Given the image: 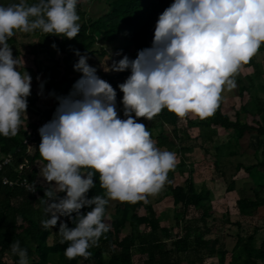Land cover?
<instances>
[{"label": "clouds", "instance_id": "obj_1", "mask_svg": "<svg viewBox=\"0 0 264 264\" xmlns=\"http://www.w3.org/2000/svg\"><path fill=\"white\" fill-rule=\"evenodd\" d=\"M79 3L18 0L0 5V136L19 134L32 95L33 78L9 41L17 33L37 31L76 39L81 30ZM262 44L264 0H174L159 14L150 47L138 50L134 59L121 50L115 55L122 58L104 68L130 72L117 85L123 93V118L116 88L88 63L87 53L73 49L78 58L73 70L80 77L67 95L49 93L57 107L38 129V182L44 190L40 224L45 230L59 225L55 233L59 243L67 245L68 260L91 257L89 249L110 231L105 214L111 202L147 200L175 169L176 154L157 148L138 120L151 121L165 108L181 120L189 113L202 120L213 116L222 92L237 87L234 77ZM44 87L41 81L38 95L44 94ZM97 182L103 194L90 196ZM10 251L17 264H29L28 250L19 241L10 244Z\"/></svg>", "mask_w": 264, "mask_h": 264}, {"label": "trees", "instance_id": "obj_2", "mask_svg": "<svg viewBox=\"0 0 264 264\" xmlns=\"http://www.w3.org/2000/svg\"><path fill=\"white\" fill-rule=\"evenodd\" d=\"M99 1H103L107 9L98 18L90 16L88 11L82 9V1L78 4L81 30L76 39L45 36L38 31L21 34L24 37L39 38V42L30 43V54L35 57V61L43 55L46 61L53 63V65H47L44 73L51 78V81L53 79L52 84L45 86L48 93L54 91L56 95H66L61 93L59 88L66 84H73L80 77V73L74 71L73 64H70L71 60L75 63L78 59L73 49H79L82 54L87 53L90 59L95 57L98 63H102V60L108 57L111 63L113 59L122 58L115 55L121 50L123 54L131 53L136 58L138 50L151 46L159 14L174 2V0ZM12 2H18V0H0V5L7 6ZM26 2L33 4L36 0H26ZM20 41L18 35L9 41L15 56L20 55L17 48ZM115 41H120L121 44L111 48V44ZM53 43L57 46L55 49L52 47ZM105 45H110V48L108 49ZM263 53L264 44L261 45L258 54ZM57 54L63 56L62 61L56 59ZM257 55L249 64L244 65L245 68H252L253 73L247 74L246 83L238 88L241 107L236 110L235 118H232L224 109V98L221 96L219 107L214 115L203 120L199 116L192 119L190 114L181 120L166 108L151 121L143 118L138 120L146 125L157 148L167 151L176 149L181 155L182 159L176 166L180 169L181 180L175 181V170L168 173V195L173 198L176 225L174 227L164 225L162 223L164 217L146 200L137 203H119L114 212L110 210L109 205L106 208L105 223L110 231L101 237L98 246L89 249L92 255L87 260L83 257L68 260L64 256L67 245L60 244V238L55 233L58 232L59 225L53 230H45L40 224L44 208L41 199L44 197V190L38 182L40 160L38 146L41 137L36 134L34 144L31 146L26 144L25 140L36 132L43 121L51 120L57 105L40 106L38 110L40 115L36 120L25 119L22 116L23 125L17 136L13 138L0 136V159L5 156L13 157L12 162L0 171V264H9L6 259H10L11 264H17L18 258L10 251V244L14 241H19L21 247L27 248L29 264H79L81 261L90 264H205L207 259L213 257L218 258V264H263L264 241L257 246V227L250 235L237 236L228 262V251L224 244L221 243L218 247L211 246L213 241L217 243L220 241L218 237H210L219 228L216 225V210L212 204L211 191L206 186L197 188L193 176L194 169L187 176L184 171L188 163L186 154L193 149L188 146V141L193 137L191 130L194 128L199 130L196 139L200 148L207 154H210L213 149L219 129L231 132L228 142L217 146L215 153L211 154L215 158L217 167L222 164L223 158L225 161H230L231 158L239 155L240 141L247 134L258 136L260 150L264 149L262 118L264 117V67L257 60ZM61 65H65L63 75L59 70ZM36 73V75L41 74L39 68ZM101 73L103 79L116 88L117 100H121L123 93L117 85L124 82L130 72L111 74L102 70ZM75 74L78 76H72ZM28 100L29 109L36 105L38 97ZM120 115L123 118V112H120ZM182 121H185L186 125ZM167 126L172 129L168 130ZM154 129H160L156 138L153 134ZM257 158V164L235 165L234 176L243 170L255 184V189L251 188L250 194L244 193L242 197L239 195L236 201L243 216H253L264 208V153L261 160L258 156ZM22 164L25 167L20 170L19 167ZM3 176L14 181V185L4 183ZM23 179L39 191V197L21 185ZM237 181L235 179L230 182L229 191H237ZM101 194L103 189L97 182L89 195ZM191 210L195 212L193 216L189 215ZM225 218L227 221L230 220L228 214ZM65 221L66 218L61 217V222ZM235 223L241 226L240 222ZM69 226L74 225L69 222ZM125 229H129L128 232ZM51 237L52 242H50Z\"/></svg>", "mask_w": 264, "mask_h": 264}, {"label": "rangeland", "instance_id": "obj_3", "mask_svg": "<svg viewBox=\"0 0 264 264\" xmlns=\"http://www.w3.org/2000/svg\"><path fill=\"white\" fill-rule=\"evenodd\" d=\"M83 2L82 9L88 11V14L90 16H93L94 18H98L99 16L102 15L103 12H105L106 5L99 0H90V2H87V0H80ZM23 33H17L18 36H20V43L17 44V48L20 51V57L26 62V69L29 71L31 74L33 81H32V95L28 99H33L35 97H38V101L35 106L30 107L27 110V114L23 115L25 119H31V120H36L38 116L40 115L38 110H40V106L43 104H48V105H57V101L54 97L49 96V93L46 91L44 87V94L43 95H38L39 92V84L41 81L44 82L45 86L50 85L53 83V79L51 81V78L49 76H45L46 72V67L47 65H53L52 62L46 61V59L43 57V55H40L35 61V57L30 54V43H37L39 42L38 37H24L21 36ZM121 43L120 41H115L114 43L111 44V48H116L119 46ZM108 49L110 48V45H105ZM15 56V55H14ZM130 58H135V56L131 53L128 54ZM56 59H60L62 61L63 56L61 54L56 55ZM91 63L93 67L97 68V73L98 75L103 79V74L101 73L102 70L107 69L108 66H111V61L110 58H106L102 60V63H98L95 57L91 58ZM257 60L263 64L264 67V53L263 54H258L257 55ZM70 64H74V62L71 60ZM38 66V67H37ZM65 65H61V68L59 69L62 72V75L64 74V67ZM38 68L41 71V74L36 75ZM21 71H24L23 68H21ZM253 69L252 68H245L244 66L240 69L238 74L234 77L237 87L233 89L232 91H227L225 90L222 92L221 96L224 98V109L226 112L232 117H236V110L240 109L241 107V99L239 96V86L243 85L246 83L245 81V76L247 74H252ZM111 74H119L115 72H111ZM61 75V76H62ZM74 77L78 75H72ZM37 77H40V80H37ZM48 77V78H47ZM79 78V77H78ZM127 77H125L126 79ZM73 84H66L59 88V91L64 94H68L69 91L71 90ZM118 101V100H117ZM120 101V100H119ZM118 101V110L122 112V105L119 104ZM190 117L192 119L197 118L196 115H193L191 113ZM263 122H264V117ZM183 124L186 125L185 121ZM168 130H171V127H166ZM160 133V129H154L153 134L156 138ZM199 133V130L194 128L191 130L192 138L191 140L188 141V146L193 147V149L186 154V157L188 158V163L184 167L185 171V176L188 174L192 173L191 170L194 169V180L196 182V186L198 189L202 188V186H206L210 189L211 191V197H212V204L214 206V209L216 210V225L219 227L217 231L214 232L210 237L215 238L218 237L220 238V241L217 243L213 241L211 243V246L213 247H218L219 244H224L225 248L228 251L227 254V262L231 258L232 250L235 247L236 241H237V236L239 234L247 236L250 235L251 233L254 232V228L256 226L255 221L253 217L258 216V211L256 214L253 216H243L241 215L238 206L236 205L237 199L241 196H244V193L248 195L247 191H245V187L247 189H251V183L247 181V184H241V177H244V174L240 175V172L238 174H235V165L240 163H246L247 165L251 164L254 162V158H251V160H246L240 156H235L230 159V161H225V158L222 159V164L219 165L218 167L215 164V158L211 154L215 153V148L217 146H221L223 144H226L228 140L230 139V131H225L224 129H219L217 135L215 136V144L213 146L212 151L210 154H207L203 151V149L200 148L198 139H196V135ZM252 135V134H251ZM250 134H247L244 138L243 141L241 140L240 142H243V145L249 150L250 153H252V156L254 154H259L260 151L264 153V149L260 150L259 143H260V138H254L255 136H252L251 138ZM246 139V141H244ZM248 144V146H247ZM245 148V149H246ZM243 149V148H242ZM160 150H166L161 148ZM239 150L241 151V145ZM244 150V149H243ZM176 154V166L181 161V155L177 153L176 149H173V151ZM255 152V153H254ZM259 152V153H257ZM240 153V152H239ZM259 157V156H258ZM260 160V159H259ZM176 175H175V181L179 182L181 180V173L180 169L175 167L174 169ZM224 176V177H223ZM237 179V185H236V190L235 192L229 191L228 190V185L232 180ZM168 182H169V175L168 179L163 186V188L155 195H150L147 198V202L149 204H152L156 210L159 212L161 216H163L162 223L164 225H169L170 227H174L176 225V220H175V208H174V203H173V198L171 195H168ZM241 184V185H240ZM240 195V196H239ZM250 196V195H249ZM120 202L118 201H113L110 203V210H114L115 205L119 204ZM194 210L190 211V216L194 215ZM230 216V220L227 221L225 216L226 215ZM256 220V219H255ZM235 222H240L241 226H238L237 223ZM258 224V223H257ZM182 227V225H181ZM129 229H125L126 232H128ZM176 232V230L174 231ZM175 234V233H174ZM259 234L262 235H257L256 238V244L259 246L261 241L264 238V231L260 230ZM53 241V238H50V242ZM9 261V264L12 262L10 259H6ZM205 264H218V258L213 257L210 259L206 260ZM264 264V263H263Z\"/></svg>", "mask_w": 264, "mask_h": 264}, {"label": "crops", "instance_id": "obj_4", "mask_svg": "<svg viewBox=\"0 0 264 264\" xmlns=\"http://www.w3.org/2000/svg\"><path fill=\"white\" fill-rule=\"evenodd\" d=\"M252 136H255L254 138H259L258 136H256V135H251V138H252ZM242 141H243V139H242ZM244 141H246V139H244ZM247 146H248V144H247ZM244 150H243V149ZM246 147L243 145V142H241V151H239L240 153H239V156H240V154L242 155V157L244 158V159H246V160H251V158H254V162L253 163H251V164H249V165H247L246 163H243L245 166H250V165H252V164H257L258 163V158H257V156H259V158H260V160L262 159V153H261V151H260V153L259 152H257V153H259V154H254V156H252V153H250L249 152V150L247 151V149H248V147L245 149ZM255 153V152H254ZM243 172V173H242ZM244 174V177H241V179L239 180V181H241V184H247L246 182L247 181H249L250 183H251V187L253 188V189H255V184L252 182V180L249 178V176H248V174L246 173V172H244L243 170H241L240 171V175H242V174ZM240 184V185H241ZM248 190V191H247ZM245 191H247V193H251L250 192V190L249 189H247L246 187H245ZM33 193V192H32ZM35 194V193H34ZM36 195V194H35ZM37 196V195H36ZM37 197H39V196H37ZM116 206L117 205H115V207H114V210H115V208H116ZM114 210L112 211V212H114ZM259 213H258V216L257 217H253V219H254V221H255V224H256V226L255 227H257L258 228V231L256 232V237H257V235H262V234H259V231L261 230H263L264 231V208H262V209H260L259 211H258ZM256 219V220H255ZM258 223V224H257ZM255 229V228H254ZM264 241V238H263V240L261 241V243L259 244V246L262 244V242ZM258 246V245H257ZM106 260H107V258H106ZM264 263V262H263ZM79 264H90L89 262H85V261H81Z\"/></svg>", "mask_w": 264, "mask_h": 264}, {"label": "built area", "instance_id": "obj_5", "mask_svg": "<svg viewBox=\"0 0 264 264\" xmlns=\"http://www.w3.org/2000/svg\"><path fill=\"white\" fill-rule=\"evenodd\" d=\"M45 123H46V121H43L42 124L38 127V129H39L42 125H44ZM38 129L36 130V132H35L31 137H29L28 139L25 140V143L28 144L29 146H31L32 144H34L33 141H34V139H35V137H36V134L39 135V133H38ZM12 160H13V157H11V156H5V157L1 158V159H0V171H2V169H3L6 165L10 164V163L12 162ZM24 167H25V165L22 164V165H20L19 169H20V170H23ZM2 180H3L4 183H7V184H9V185H11V186H13L14 183H15L14 181H10V180L8 179V177H6V176H3V177H2ZM21 185L24 186L26 189H28V190L31 191V192H33V190H34V187H33V186H32V185H31L26 179H23V180L21 181ZM33 193H35L37 196H39V191H38L37 189H36V191L33 192Z\"/></svg>", "mask_w": 264, "mask_h": 264}]
</instances>
